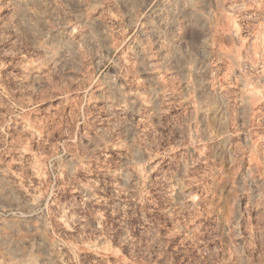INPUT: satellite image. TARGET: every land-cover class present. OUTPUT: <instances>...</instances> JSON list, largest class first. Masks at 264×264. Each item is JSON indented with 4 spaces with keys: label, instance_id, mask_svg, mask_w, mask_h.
Returning a JSON list of instances; mask_svg holds the SVG:
<instances>
[{
    "label": "rangeland",
    "instance_id": "rangeland-1",
    "mask_svg": "<svg viewBox=\"0 0 264 264\" xmlns=\"http://www.w3.org/2000/svg\"><path fill=\"white\" fill-rule=\"evenodd\" d=\"M0 264H264V0H0Z\"/></svg>",
    "mask_w": 264,
    "mask_h": 264
},
{
    "label": "bare ground",
    "instance_id": "bare-ground-1",
    "mask_svg": "<svg viewBox=\"0 0 264 264\" xmlns=\"http://www.w3.org/2000/svg\"><path fill=\"white\" fill-rule=\"evenodd\" d=\"M160 16V15H159ZM187 69V68H186ZM5 239V238H4ZM2 241H3V239H1ZM5 242H9L8 244V246H6V247H8L9 249L11 248V247H15V246H17V241H13V240H11L10 239V241L8 240V239H5Z\"/></svg>",
    "mask_w": 264,
    "mask_h": 264
}]
</instances>
